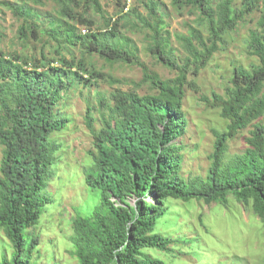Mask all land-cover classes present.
Wrapping results in <instances>:
<instances>
[{
    "label": "trees",
    "instance_id": "trees-1",
    "mask_svg": "<svg viewBox=\"0 0 264 264\" xmlns=\"http://www.w3.org/2000/svg\"><path fill=\"white\" fill-rule=\"evenodd\" d=\"M47 2L55 4L56 15L39 11L38 6ZM136 2L127 13L123 6L113 21L100 0H0V13L10 11L21 23L24 49L42 44L41 54L51 52L49 63L36 57L35 46L28 57L24 52L6 59L0 52V229L15 251L13 260L4 264H28L23 257L24 232L39 224L45 206L52 203L42 193L54 176L60 146L49 138L69 124L63 113L66 94L79 86L125 85L99 70L97 60L90 64L94 58L110 67L139 68L143 80L133 90L118 88L109 98L99 94L101 129L95 127V108L87 109L85 124L93 142L88 152L92 164L84 175L86 185L100 191L101 203L93 216L73 222L81 264H165L149 251L168 253L177 242L158 230L172 215V201H203L227 209L233 198L264 228V15L248 40V52L257 65L237 67L224 95L201 98L227 122L225 131L213 130L215 142L205 175H184L189 148L183 142L189 128L184 111L187 89L200 93L190 77L197 78L207 68L242 21L262 12L264 0H244L241 8L236 0H171L175 11L197 14L193 23L185 24L186 34L169 31L163 0ZM82 3L103 19L102 28L94 31L95 21L78 13ZM79 25L92 32L82 34ZM126 32L143 35L148 53L176 77L165 80L152 72ZM64 49L71 59L60 53ZM146 85L150 93L141 94ZM249 129L245 150L229 159V142ZM148 197L153 201L147 203ZM132 198L139 201L132 205ZM188 241L186 236L179 238L185 247ZM39 245L34 236L30 256Z\"/></svg>",
    "mask_w": 264,
    "mask_h": 264
},
{
    "label": "rangeland",
    "instance_id": "rangeland-1",
    "mask_svg": "<svg viewBox=\"0 0 264 264\" xmlns=\"http://www.w3.org/2000/svg\"><path fill=\"white\" fill-rule=\"evenodd\" d=\"M163 1L164 12L170 25L169 31L173 34H186L185 24L193 23L197 14L194 15L191 11L177 12L171 0ZM243 2L244 0H236V6L241 8ZM100 3L106 16L113 18V21L118 19L117 15L123 6L127 5V9L124 8L127 13L128 8L138 5L136 0H100ZM45 5L38 6L40 12L57 14L54 3L47 2ZM77 10L78 13L87 14V17L95 21L97 27L94 31L104 26L103 19L96 14L91 5L82 3ZM262 12L255 11L242 21L235 32L226 36L225 45L207 68L197 78L190 77V81L195 82L200 93L188 88L184 101V111L189 121L188 132L183 141L189 148L185 157V176L197 177L206 174L210 165L209 156L213 152L215 142L213 130L223 132L227 127V122L222 119L220 111L208 108L201 98H211L214 94L224 95L237 67L250 69L257 65L256 58L251 57L248 52V40L250 31L257 27L258 21L264 15V6ZM72 22L77 23V19L72 18ZM20 24L12 12L5 10L0 13V52L2 51L6 59L16 53L25 52L27 56L28 52L32 55L35 46L39 50L36 57L49 63L51 52L46 49L44 55L41 54L42 44L24 49L26 38L19 35ZM79 28L82 34L92 32L86 26L79 25ZM125 34L137 43L142 62L152 72L165 80L176 77L148 53L143 35L127 32ZM172 44L178 49V53H181L176 39H173ZM60 53L65 54L68 59L73 56L66 49L60 50ZM54 59L57 60L58 57ZM95 61L99 70L111 78L122 80L125 85L111 86L109 83H101L91 89L79 86L66 94L63 102L65 107L63 106L64 110L61 109L69 124L64 130L52 134L49 138L52 144L60 146L54 156L52 169L54 176L48 178V187L42 193L43 196L51 198L52 203L45 206L39 224L24 232L27 249L23 257L28 264H81L73 243V222L78 217L93 216L101 203L100 191L90 189L86 185L84 175L85 169L92 164L88 152L92 147L93 136L85 124L87 109L89 105L95 108L93 114L96 119L95 127L97 130L101 129L99 94L109 98L118 88L122 91L133 90L136 84L143 80V73L139 68L123 65L110 67L97 58L92 59L90 64ZM139 92L150 93V88L146 85ZM250 130L241 132L236 139L229 142V159L245 150V139L249 136ZM181 141L182 139H179L177 143ZM2 152L3 147L0 145V167ZM129 201L135 205L139 199L132 198ZM149 201H153V197H148L146 202ZM170 205L172 215L164 218L167 222L165 226H162L163 220L159 223L158 230H162L177 242L168 253L149 251L155 258H161L165 264H264L263 224L243 204L230 198L227 209L220 204L207 205L203 201L190 203L172 201ZM34 236L38 237L40 245L30 256L28 246ZM182 236L189 239L186 247L179 242ZM14 253L12 243L0 229V264H4L7 260L11 262Z\"/></svg>",
    "mask_w": 264,
    "mask_h": 264
},
{
    "label": "clouds",
    "instance_id": "clouds-1",
    "mask_svg": "<svg viewBox=\"0 0 264 264\" xmlns=\"http://www.w3.org/2000/svg\"><path fill=\"white\" fill-rule=\"evenodd\" d=\"M130 1V0H129Z\"/></svg>",
    "mask_w": 264,
    "mask_h": 264
}]
</instances>
